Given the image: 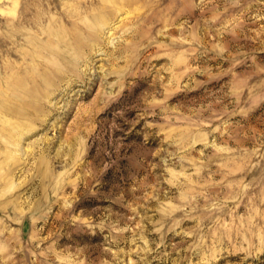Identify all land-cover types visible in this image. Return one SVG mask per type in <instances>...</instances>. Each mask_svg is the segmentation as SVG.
Segmentation results:
<instances>
[{"label":"rangeland","instance_id":"rangeland-1","mask_svg":"<svg viewBox=\"0 0 264 264\" xmlns=\"http://www.w3.org/2000/svg\"><path fill=\"white\" fill-rule=\"evenodd\" d=\"M0 264H264V0H0Z\"/></svg>","mask_w":264,"mask_h":264}]
</instances>
